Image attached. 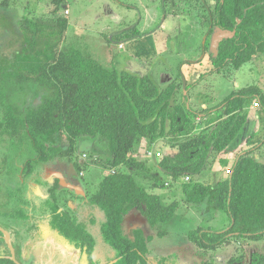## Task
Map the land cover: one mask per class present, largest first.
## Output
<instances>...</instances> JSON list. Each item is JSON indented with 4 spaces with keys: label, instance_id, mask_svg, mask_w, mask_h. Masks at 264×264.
I'll list each match as a JSON object with an SVG mask.
<instances>
[{
    "label": "trees",
    "instance_id": "trees-1",
    "mask_svg": "<svg viewBox=\"0 0 264 264\" xmlns=\"http://www.w3.org/2000/svg\"><path fill=\"white\" fill-rule=\"evenodd\" d=\"M65 2L51 0L54 25L29 19L17 24L25 46H20L14 62L0 69V84L12 78L34 80L52 89L53 96L28 111L24 118H18L6 106L0 134L16 146L30 145L40 162L70 155L78 142L79 148H87V144L97 149L94 142L101 141L108 162L117 170L102 178L88 203L103 213L99 231L113 251L111 264H150L147 255L151 236L140 228L134 229L131 237L123 232L124 219L130 212L137 209L157 236L163 237V225L171 222L178 210V200L164 201L135 178L153 182V189L166 188V182L177 185L187 203L204 204L206 210L227 218L228 225L223 229L199 226L186 231L185 236L199 250L217 251L232 241L264 239V162L255 156L264 135L257 146L239 155L227 177L214 184L202 181L216 160L220 165L227 164L222 154L242 130L253 102L264 117V92L256 85L235 88L219 100L212 98L221 92L213 85L214 80L221 77L233 83L244 64L264 53V0H215L212 7L200 0L184 4V9L193 5L204 11L199 20L208 25L206 39L215 28L219 35L209 68L186 84L182 93L180 82L162 84L149 72L136 74L125 68L105 67L66 46L69 21L58 13ZM0 5L7 7V0ZM189 14L196 20L200 17L196 12ZM140 36L143 34L133 26L108 41L120 44L131 40L125 45L130 53H141L140 48L145 46L146 56L153 55L152 39ZM134 37L137 38L133 40ZM203 77L207 84L195 91ZM196 95L206 97L200 98L204 105L212 99L216 104L200 108L193 102ZM166 138L172 142L170 152H164L157 164L147 165L133 155L141 141L150 148ZM62 139L68 142L65 151L52 145ZM125 167L129 170L125 171ZM54 189H49L45 201L50 227L85 254L87 264H100L92 256L93 236L84 224L60 209ZM233 260L230 258L229 264ZM0 264L15 263L0 258ZM249 264H264V254L252 253Z\"/></svg>",
    "mask_w": 264,
    "mask_h": 264
},
{
    "label": "rangeland",
    "instance_id": "rangeland-1",
    "mask_svg": "<svg viewBox=\"0 0 264 264\" xmlns=\"http://www.w3.org/2000/svg\"><path fill=\"white\" fill-rule=\"evenodd\" d=\"M2 1L0 0V4ZM200 1L207 2L211 7L215 4V0ZM7 2V7L0 5V69L14 62L20 46H25L17 29L19 21L29 19L49 25L56 22L53 20L56 17L50 13L53 8L51 0ZM65 3L58 13L66 16L69 21L66 46L78 49L105 67L125 68L136 74L149 72V75H153L162 84H168L171 80L180 82V93L184 91L186 84L194 82L201 72L209 68L211 56L215 53L217 28L206 39V23L190 27L192 21L189 18L194 17L189 13L196 12L200 19L204 12L193 5L184 9L185 3L193 4L194 0H66ZM203 20L205 22L204 18ZM133 26H137V31L143 34L141 38L150 35L154 44L153 55L146 56L145 46L140 48L141 53H130L125 45L131 40H123L120 44L108 41ZM135 38L137 37L133 40ZM252 60L235 74L234 80L239 81L235 87L256 85L264 92V53ZM161 75L162 81L159 79ZM205 78L195 86V91L199 90L198 86L207 84ZM213 82L219 91L222 90L219 97L226 94L223 87L230 89V84L233 86V83L221 77ZM191 95L193 97L192 91ZM52 96V89L34 80L12 78L3 81L0 84V122L6 106L11 107L15 116L24 118L28 111L37 109ZM200 96L193 98L195 105L200 108L216 104L214 101L202 105L201 99L206 97ZM194 103L191 100V104ZM251 106L258 108L259 105L256 106L253 102ZM200 126L205 127L204 124ZM262 132L264 134V127ZM100 143L98 140L94 142L99 146H96L97 149L87 144H84L87 148L83 149L79 148L78 142L70 155L56 156L43 165L37 161V154L30 145L15 146L13 149L12 141L6 135H0V256L9 257L13 253L21 264H45L48 258L50 264H87L85 255H80L77 249L49 227L45 201L49 188L53 186L60 209L84 224L90 233L87 232L93 236L96 243L92 255L94 260L100 264L113 262V251L103 242L99 231L104 220L103 213L88 203V197L98 188L102 178L110 171L117 170L108 162L105 148ZM144 144L145 141H141L133 155L149 165L157 164L164 152H170L169 145L172 142L166 138L158 140L150 148ZM54 145L65 151L68 142L65 139L60 143L56 140ZM256 152L258 149L255 154L264 162V147ZM223 156L229 159L230 153L225 151ZM229 170V165L223 166V176L219 178L227 177ZM55 179L61 180V185ZM135 179L148 191L160 195L164 201L179 202L173 220L164 225L167 230L164 236L166 238L155 240L156 246L154 243L148 244L147 259L150 264H201L208 261L213 264H229L230 258H234L230 264H249L252 253L264 254V239L232 241L230 245L217 251L199 250L188 240L185 232L199 226L223 229L228 225L227 218L223 214L206 210L204 204L187 203L177 185L170 186L166 182V188L153 189V182ZM186 180L185 177L184 181ZM76 184L83 189L76 190ZM134 212L136 216L129 218L127 224L123 225V232L131 237L132 231L140 228L146 235L142 229L145 219L141 216L142 221L138 217L137 209ZM152 234L157 235L155 231Z\"/></svg>",
    "mask_w": 264,
    "mask_h": 264
},
{
    "label": "crops",
    "instance_id": "crops-1",
    "mask_svg": "<svg viewBox=\"0 0 264 264\" xmlns=\"http://www.w3.org/2000/svg\"><path fill=\"white\" fill-rule=\"evenodd\" d=\"M68 13H69V10H68L67 14ZM218 33H219V30L217 29V34ZM153 36H154V34L152 35V37ZM147 37H150V35H148ZM181 43H182V41H181ZM254 58H257V56L254 57ZM162 77H163L162 75L159 76L160 81H162L161 80ZM242 82H244V81H242ZM237 83H239V81L235 80L233 82V86H231V84H230V89H227V88L223 87V91L226 92L224 97L227 94H229L230 91H232V90H234L236 88L235 86H236ZM221 92H222V90H221ZM220 93H218L217 95H214L212 98H214L215 100L216 99H218V100L222 99L223 96L219 97ZM214 99H212V102L215 101ZM202 105H204L203 101H202ZM263 127H264V117H263V115L261 113L258 112V108H254V106L248 107V116H247L246 123L244 124V126H243L242 130L240 131V133L237 135L236 139L230 144L229 149H227V151H226V152L230 153V158L229 159L226 158L228 155L222 157L223 159L227 160V164L225 166L229 165L231 167V165L239 157V155L243 154L246 150H249V149H251L254 146H257L259 144L260 138L262 137V135H264L263 132H262ZM263 139H264V136H263ZM259 146L260 147L258 148V152H260V150L264 147V143L262 145L259 144ZM258 152H256V153H258ZM257 155L258 154H255L256 158L259 159L257 157ZM222 167H223V165H220L218 160H216L214 162V165L212 166L211 171L208 173V175H206V177H204L202 179L203 183L206 182L205 184H214V183L222 180L224 178V177L221 178L223 176V174H221L223 172L222 171ZM219 176H221V177L219 178ZM215 177L218 178V179H215V180L211 179V178H215ZM76 186H77V187H75L76 190L83 189L80 186H78V184H76ZM133 216H136L134 211L130 212L129 215H127L125 217L124 224H127L128 219L133 217ZM138 217L142 220V218H141L139 213H138ZM143 225H144V227L142 229L145 231L146 236H151V239L148 242V244L154 243V245L156 246L155 240H159L160 241L162 238H166V237H164L166 235V233H167V230H165V227H164L165 224L163 225V229L165 230L166 233H165V235L163 237H158L157 235H153L152 232L154 230H152L150 228L148 223H145L143 221ZM148 253H149V249H148Z\"/></svg>",
    "mask_w": 264,
    "mask_h": 264
},
{
    "label": "flooded vegetation",
    "instance_id": "flooded-vegetation-1",
    "mask_svg": "<svg viewBox=\"0 0 264 264\" xmlns=\"http://www.w3.org/2000/svg\"><path fill=\"white\" fill-rule=\"evenodd\" d=\"M189 19H191V21H192V25L190 26V27H195L193 24H196V25H198V26H200V20H199V18H198V20H196L195 18H189ZM194 21V22H193ZM200 29L201 28H199V30L198 31H200ZM18 117V116H17ZM18 118H20V117H18ZM0 135H3V136H5L4 134H0ZM54 147H57V146H55L54 144H52ZM15 146L16 145H13V149L15 148ZM21 147V146H20ZM34 151V150H33ZM36 153V152H35ZM36 157V156H35ZM53 159V158H52ZM37 161L38 162H40L39 160H38V155H37ZM50 161V160H49ZM48 162V161H47ZM43 165H45L46 164V162H41ZM59 180V179H58ZM56 180L55 179V181L56 182H58V183H60V185H61V180ZM51 188V187H50ZM49 188V189H50ZM48 197H49V190H48ZM48 199V198H47ZM46 199V200H47ZM11 213H13V211L11 210ZM49 216V215H48ZM49 224V223H48ZM49 227H50V225H49ZM86 227V226H85ZM51 228V227H50ZM86 229H87V227H86ZM51 230L52 231H56V230H54V229H52L51 228ZM87 231L89 232V230L87 229ZM57 232V231H56ZM58 233V232H57ZM90 233V232H89ZM59 234V233H58ZM60 235V234H59ZM62 237V236H61ZM64 240H66L64 237H62ZM66 242L69 244V245H71L67 240H66ZM67 244V245H68ZM72 246V245H71ZM74 247V246H73ZM75 249H77L78 250V248H76V247H74ZM95 248H96V243H95V246H94V250H95ZM78 252H79V250H78ZM94 252V251H93ZM80 253V252H79ZM80 255H85V254H81L80 253ZM92 255H93V253H92ZM49 257H50V255H48ZM86 256V255H85ZM47 257V256H46ZM0 258H9V259H11L15 264H21V263H19L17 260H16V258H15V256H14V254L12 253L9 257H4V256H0ZM49 259V258H48ZM48 259L46 260V262H45V264H50L49 262H48ZM86 260H87V258H86ZM98 262V261H97Z\"/></svg>",
    "mask_w": 264,
    "mask_h": 264
},
{
    "label": "water",
    "instance_id": "water-1",
    "mask_svg": "<svg viewBox=\"0 0 264 264\" xmlns=\"http://www.w3.org/2000/svg\"><path fill=\"white\" fill-rule=\"evenodd\" d=\"M217 35H219V33H218V34H216V36H217ZM216 47H217V45H216V46H214V49H215V51H216Z\"/></svg>",
    "mask_w": 264,
    "mask_h": 264
},
{
    "label": "built area",
    "instance_id": "built-area-1",
    "mask_svg": "<svg viewBox=\"0 0 264 264\" xmlns=\"http://www.w3.org/2000/svg\"><path fill=\"white\" fill-rule=\"evenodd\" d=\"M255 105L257 106V104L255 103ZM149 154H151L150 152H149ZM229 173H230V170L228 171ZM187 178V177H186ZM187 180H188V178H187Z\"/></svg>",
    "mask_w": 264,
    "mask_h": 264
}]
</instances>
